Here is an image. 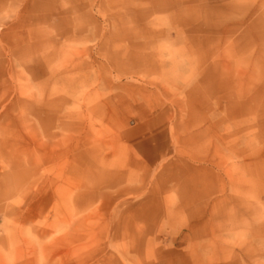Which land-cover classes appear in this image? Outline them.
Wrapping results in <instances>:
<instances>
[{"label":"rangeland","instance_id":"obj_1","mask_svg":"<svg viewBox=\"0 0 264 264\" xmlns=\"http://www.w3.org/2000/svg\"><path fill=\"white\" fill-rule=\"evenodd\" d=\"M3 1L0 264H264V0Z\"/></svg>","mask_w":264,"mask_h":264},{"label":"bare ground","instance_id":"obj_2","mask_svg":"<svg viewBox=\"0 0 264 264\" xmlns=\"http://www.w3.org/2000/svg\"><path fill=\"white\" fill-rule=\"evenodd\" d=\"M142 4L140 5L143 11L145 12H155V11H164V10H175L183 17L186 10V0H141ZM4 3L3 0H0V6ZM37 44V42H36ZM37 210L41 211L42 209L38 208L34 212L31 209H19L17 211L19 217L22 221H27ZM55 211V209H54ZM31 215V216H30ZM36 227V226H35ZM34 227V231L38 234L40 243L38 248L34 249L33 257L30 259L29 263L31 264H46L45 257L48 250H52V262L56 263L57 256V244L58 237L56 235L58 223L56 218V213L54 212V217L52 220H46L42 223V226ZM50 236L49 242H42L41 238H46Z\"/></svg>","mask_w":264,"mask_h":264}]
</instances>
